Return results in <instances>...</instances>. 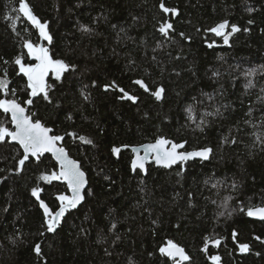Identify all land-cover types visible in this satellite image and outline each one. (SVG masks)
Wrapping results in <instances>:
<instances>
[{"label": "trees", "instance_id": "obj_1", "mask_svg": "<svg viewBox=\"0 0 264 264\" xmlns=\"http://www.w3.org/2000/svg\"><path fill=\"white\" fill-rule=\"evenodd\" d=\"M26 2L52 41L18 11L19 0H0V79L8 81L0 99L26 105L31 98L14 63L19 55L33 64L26 40L74 66L60 79L48 76V99L38 94L27 110L63 137L59 143L80 162L88 185L82 204L51 233L31 190L42 189L40 199L55 212L56 197L69 189L41 176L58 165L48 154L30 156L17 171L22 149L9 137L0 141V264H173L159 251L168 240L189 255L184 264H214L212 255L220 264H264V222L247 215L264 206V0H164L177 15L164 13L160 0ZM223 20L240 28L225 45L208 31ZM167 21L173 30L166 37L159 27ZM113 81L137 101L105 90ZM161 86L157 100L151 92ZM0 125L13 130L2 109ZM160 136L212 152L207 160L134 172L129 149L111 151ZM205 237L219 246L203 251ZM241 243L250 250L240 252Z\"/></svg>", "mask_w": 264, "mask_h": 264}, {"label": "snow or ice", "instance_id": "obj_2", "mask_svg": "<svg viewBox=\"0 0 264 264\" xmlns=\"http://www.w3.org/2000/svg\"><path fill=\"white\" fill-rule=\"evenodd\" d=\"M159 8L164 13H172L173 15L178 14L176 8H168L165 6L164 0H160ZM18 11L30 21L36 28L39 29V36L47 40L49 43L52 41V36L48 32L47 23H42L36 15L33 14V11L26 0H19V9ZM248 11H252L251 8ZM18 18V17H17ZM249 24L253 21H248ZM231 28L230 31L226 32L225 29ZM81 30L84 32H90L91 29L88 26H81ZM170 30H173V24L170 22H165L160 25L159 32L164 36H169ZM215 33L217 36H222L225 44L229 43V37L236 32L240 31V28L235 25H229L228 20H223L218 23L215 27L208 29ZM247 31V29H245ZM184 33H180V36H184ZM190 39V38H189ZM27 49V55L34 57L37 63L26 64L23 62L21 56H17L14 60L15 65L19 66V73H22L27 77V88L30 89V97H36L38 94H43L44 99H48V89L49 85L46 83L45 77L48 75L49 71L55 73L56 79H60L61 75L69 70L72 65L67 64L62 59H54L49 48L34 44L31 40H26L23 45ZM208 47H212V44H209ZM7 63V61H6ZM254 71L250 70L245 73V75H253ZM7 73L5 72V76ZM134 83L139 85L144 91H150L148 85L142 79L135 80ZM105 90L111 88H118L119 92L122 94L119 98L121 100H129L132 102L137 101L138 97L130 94L125 91L124 88H120L115 81L110 85H105ZM0 91L7 93L8 92V81L6 79H0ZM165 89L161 86L156 88L155 91L151 92L157 100H161L163 97ZM15 94V90H13ZM88 97L85 96V99ZM211 98V97H209ZM26 104H32L33 100L29 98ZM0 109L5 113L11 114V122L15 125V130H9V128L0 125V141H4L6 137H10L12 141L18 142L20 147L23 149V156L18 161L17 171L22 170L25 162L29 160V157H36L37 160L46 152H51L56 160L59 162L60 169L59 172H52L50 175H42L41 179L51 182L53 180H62L67 183V187L71 190L72 195L68 196L63 193L59 194L56 199L60 202L59 208L57 211L53 212L48 204H46L42 199H40V192L42 189L35 187L32 188L31 192L34 197L39 201L40 207L43 209L44 216L47 223V231L53 232L56 230L57 225L60 222V218L64 216L65 212L69 208H75L77 204L84 199L82 195V190L87 184L85 179V173L81 171L80 164L76 160H72L68 157L67 152L63 147L57 146V141L63 139L59 135H49L51 129L45 127L40 120H33L29 115H26L25 107L21 105L16 99H0ZM192 109L189 107L188 112L191 113ZM191 119V115L189 116ZM81 140H84V137H80ZM257 139H260L257 136ZM91 143L90 140L86 141ZM236 141L233 140V143ZM185 142L176 143L172 140H169L163 136L158 137L154 143L143 144L139 147H131V151L135 153V156L131 160V169L136 171L137 169L145 170V161L149 159L150 154H153L155 163L162 165L164 167H171L177 162H185L192 158L199 157L202 160L209 159L210 153L212 152L211 148H202L199 150L193 151H178L183 149ZM122 147H129L128 145H123ZM140 149H143L144 155L141 156ZM114 155H119L121 152V147H112L111 149ZM223 213H221L222 215ZM247 215L249 217H259L264 220V206L249 207L247 209ZM115 227V225H113ZM232 237L235 240L237 233L233 230ZM257 240L260 237H256ZM212 243L217 246L220 244L219 239H211L205 237L204 249L203 251H208V244ZM240 252H248L250 247L247 243H241L238 245ZM34 251L37 255L41 254L40 244H36ZM162 255H165L172 259L173 264H184L185 261H189L190 257L186 253L185 249L179 244L175 243L172 240H168L167 244L159 249ZM214 264H220L221 257L219 255H212L209 257Z\"/></svg>", "mask_w": 264, "mask_h": 264}, {"label": "water", "instance_id": "obj_3", "mask_svg": "<svg viewBox=\"0 0 264 264\" xmlns=\"http://www.w3.org/2000/svg\"><path fill=\"white\" fill-rule=\"evenodd\" d=\"M167 22H169V21H167ZM171 23V22H170ZM237 33V32H236ZM236 33H233L230 37H229V41H230V39L236 34ZM224 45H225V43H224ZM35 97H31V99H34ZM23 107H25V110H26V112H25V114L26 115H28V110H27V108H28V106H30L29 104H26V105H23V104H21ZM9 115H10V117H11V114L10 113H8ZM31 117V116H30ZM32 118V117H31ZM33 119V118H32ZM34 120V119H33ZM42 123V122H41ZM43 124V123H42ZM44 125V124H43ZM45 127H47V128H49L48 126H46V125H44ZM12 127H13V130L12 131H14L15 130V125L14 124H12ZM49 129H51V128H49ZM49 135H54L53 133H52V130H51V132L49 133ZM9 140H10V142H12V143H15V144H17V145H19L18 144V142H16V141H12L11 140V138L9 137ZM169 140H171V139H169ZM173 141V140H172ZM155 141H153V142H146V143H143V144H149V143H154ZM175 142V141H174ZM180 143H182V142H180ZM143 144H139V145H133V146H129V147H127V148H125V147H121V149L122 150H125V149H129L130 151H131V147H139L140 145H143ZM20 146V145H19ZM57 146L58 147H63L64 149H65V151L67 152V154H68V157L70 158V159H72V160H76V159H74L73 157H71L70 156V154L68 153V151H67V149L64 147V146H62L60 143H59V141H57ZM186 146V145H185ZM185 146H184V148H185ZM21 148V147H20ZM179 149L178 151H193V150H185V149ZM22 149V148H21ZM194 150H199V149H194ZM22 151H23V149H22ZM132 152V151H131ZM45 154H48V155H50L51 157H52V159L54 160V162H56V164L58 165V167H59V169H60V165H59V162L56 160V158L53 156V154L51 153V152H46V153H44L43 155H45ZM132 154H133V157L135 156V153H133L132 152ZM141 156H143L144 155V151H143V149H140V153H139ZM133 157H132V159H133ZM198 159H201V158H199V157H195V158H192V159H190V160H188V161H185V162H177V164H182V165H185L187 162H189V161H194V160H198ZM202 160V159H201ZM77 161V160H76ZM79 162V161H78ZM79 164H80V162H79ZM148 164H154L156 167H162V168H171V167H173V166H175V165H177V164H174V165H172L171 167H164V166H162V165H158V164H156L155 163V160H154V158H153V154H150V156H149V159H147L146 161H145V169H146V167H147V165ZM80 168H81V171H83L84 173H85V171L82 169V167H81V164H80ZM137 170H140V169H137ZM140 171H145V170H140ZM59 172V171H58ZM85 179L87 180V184L85 185V187H84V189L82 190V195H83V197H84V192H85V189L87 188V185H88V179H87V175H86V173H85ZM66 185H67V183L65 182V181H63ZM69 189V188H68ZM72 195V193H71V190L69 189V196H71ZM84 200V199H83ZM83 200L82 201H80V203L79 204H77V206L75 207V208H77L80 204H82V202H83ZM75 208H69V209H67V210H70V209H75ZM43 210V209H42ZM58 210V209H57ZM56 210V211H57ZM66 210V211H67ZM64 217V216H63ZM63 217H61L60 218V222H59V224L61 223V221H62V219H63ZM251 219H253V220H256V221H263L264 222V220H262V219H260L259 217H250ZM59 224L57 225V227H56V229L58 228V226H59ZM54 232V231H53ZM53 232H51V233H53ZM211 245H213L212 243H209L208 244V246H211Z\"/></svg>", "mask_w": 264, "mask_h": 264}, {"label": "rangeland", "instance_id": "obj_4", "mask_svg": "<svg viewBox=\"0 0 264 264\" xmlns=\"http://www.w3.org/2000/svg\"><path fill=\"white\" fill-rule=\"evenodd\" d=\"M45 41L48 42L47 40H45ZM42 45L45 46V47H47L46 45H44V43H43ZM47 48H48V47H47ZM31 58L34 60L33 64H34V63H37V61L35 60L34 57H31ZM50 75L56 77L54 72L49 71L48 75L45 77V80H46V78H47L48 76H50Z\"/></svg>", "mask_w": 264, "mask_h": 264}]
</instances>
